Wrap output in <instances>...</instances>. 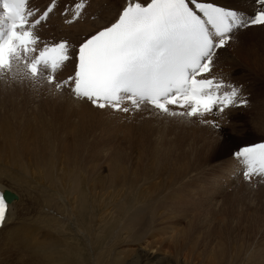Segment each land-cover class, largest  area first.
Here are the masks:
<instances>
[{"label": "bare ground", "instance_id": "1", "mask_svg": "<svg viewBox=\"0 0 264 264\" xmlns=\"http://www.w3.org/2000/svg\"><path fill=\"white\" fill-rule=\"evenodd\" d=\"M216 2L238 8L245 13H251L256 7L253 0ZM49 3L50 0H30L28 7L42 12ZM73 3L74 0H56L53 12L34 31L43 42L68 41L74 55L75 49L86 38L115 22L124 0H86L87 6L81 17L73 23H66V19H70V14L66 15L64 10L71 8ZM214 64L210 75H215L226 83L242 85V95L247 99V105L226 110L223 119L210 114L203 117L204 120H216L221 125L220 131L215 132L211 124H205L211 134L208 136L210 141L206 139L203 141L201 148L204 152L181 159L171 158L166 154V150L158 149L156 152L161 157L154 155L149 162L147 152L142 150L136 154L138 159L136 162L132 160L134 162L132 165L131 160L127 163L128 155L120 157L124 153L122 151H118L117 159L109 158L108 162L98 165L93 161L92 155L85 153L96 151L89 148L88 142L82 140L87 134L86 131L90 130L87 120L94 114L107 113L106 115L124 118L122 112L98 109L88 102L75 99L68 89L56 92L53 86L46 82L37 83L40 90L36 91L50 90L55 98L61 95L64 97V102H61L62 100L56 102L66 106V112L60 108L66 114V119L64 114H53V109L52 113L46 112V115L60 117L57 118L58 121L53 122L57 119L46 117L45 112L40 111L39 105V111L36 112L40 114L39 116L32 119L20 117L28 122L23 124L19 133L13 130L14 125L7 123L9 125L2 126L0 122V192L16 195V199L8 204L6 222L0 227V264H7L13 246L22 242L29 244L28 247L19 248L13 256L17 264H56L58 261L61 264H183L181 261L184 263L192 261L193 264H237L241 260L244 262L245 254L237 253L239 250L244 251L241 241H238L240 245L238 248L227 245L222 234L213 235V225L220 221L219 226L223 227L226 218L223 214L213 211L208 204L216 195L212 196L211 190L218 193L217 188L230 186L238 180L247 183L242 175L241 166L232 153L242 146L264 142V105L258 113L257 121L245 120V117L239 114L255 108L260 102L259 93L264 91V84L261 85L259 81V84H256L257 78L264 77V27L255 26L235 31L232 40L216 53ZM74 67L73 59L59 73L58 78H66L74 71ZM13 70L12 75L19 72V79H23L25 67L22 63L19 65L13 63ZM29 82L33 83L31 80ZM43 106L42 109L45 111ZM141 108L156 114L150 106L142 105ZM171 108L181 110L174 106ZM17 117L18 115L14 117L16 123L19 122ZM9 119L5 117L0 121ZM197 119L201 120L200 118L192 120L198 121ZM229 119L232 138L223 136L222 128L228 124ZM254 123L256 128L253 132L258 134V138L254 136L253 142L241 144L238 141L240 136L251 131L249 127L253 126L249 124ZM198 130L201 131L200 128ZM112 149L117 150L116 147H111ZM200 157L203 160L199 164L205 163L208 167H205V170L213 172L210 180L212 182L210 185L207 181L195 183L196 186L193 187L190 181L199 176L198 174L195 178L191 176L198 170L196 166L199 165L197 163ZM251 182L264 184V178L253 176ZM204 209L206 210L203 214L199 215ZM30 212L34 214L31 215ZM140 236L142 240L148 239V245L143 249L137 248L138 243L142 241L137 240ZM199 245L205 247L204 251L199 249L201 247L198 248ZM117 247H120L118 252L115 250ZM155 248L172 254V259L167 260L166 256L160 258L159 251L155 256L150 252ZM124 254L130 255L131 259L126 260ZM241 256L243 258H239ZM247 264H264V256L254 253Z\"/></svg>", "mask_w": 264, "mask_h": 264}, {"label": "snow or ice", "instance_id": "2", "mask_svg": "<svg viewBox=\"0 0 264 264\" xmlns=\"http://www.w3.org/2000/svg\"><path fill=\"white\" fill-rule=\"evenodd\" d=\"M29 0H0V78L23 64L33 84L46 82L98 109L129 113L150 106L157 115L200 118L219 129L226 110L246 106L242 85L210 75L218 49L235 31L264 27V0H253L251 13L216 0H124L115 22L86 38L75 49L66 40L47 43L35 34L56 7L29 9ZM86 0H74L66 23L78 20ZM43 45L38 47V45ZM74 71L59 79L68 62ZM13 75L15 79L16 75ZM174 106L180 111L174 110ZM246 180L264 178V143L232 153ZM0 192V227L6 222L8 195Z\"/></svg>", "mask_w": 264, "mask_h": 264}, {"label": "rangeland", "instance_id": "3", "mask_svg": "<svg viewBox=\"0 0 264 264\" xmlns=\"http://www.w3.org/2000/svg\"><path fill=\"white\" fill-rule=\"evenodd\" d=\"M224 3L229 4L227 2H224ZM227 55H228V53H227ZM13 72H14V70L10 74H7V73L3 74L2 78L12 77L10 79H1L0 78V120H3L5 117L10 118L9 120L4 121V122L0 121L2 126L9 125V124L12 126L14 125L13 130L16 131L17 133H19L20 130L23 128V124H26V122H28V120L26 121V119H23V120H25V122H24L22 120V118H20V117L21 116L25 117V118L29 117L30 119H32V118L39 116L40 114H36L37 110L39 111V105L41 106L40 111L45 112L44 113L45 115H46V112L52 113L53 109H54L53 114H56V115L57 114L58 115L64 114L65 119H66V114L64 113L67 110L66 106L65 105L61 106L62 104H57V102H56V101L59 102L60 100H62L61 102L65 101V99L62 95H61L62 98H61V96L60 97L56 96V98H55V96L52 94V92H50V90H48V91L45 90L42 92L36 91V90H40L38 88V85L29 82L30 80H27L26 77H25V79L24 78L19 79V77H20L19 74L14 79L13 75H12ZM17 73H19V72H16V74ZM22 75H23V73H22ZM252 77H254V75ZM258 81H259V83H261V85H263L264 84V77L260 78V79L257 78L256 84H259ZM23 86H24V88H23ZM27 87L30 89H28ZM36 87H37V89H35ZM263 90H264V86H263ZM32 93H34L38 96H36ZM259 94H260V97H259L260 102L257 104V106H255V108L251 109L250 112H248V110H244L242 113H239L242 117H245L244 118L245 120L248 119V121H253V120L257 121L258 113L261 111V108L264 105V101H263L264 91H263V93H259ZM50 100H52V101H50ZM53 101H55L54 104H52ZM43 105H45L46 107ZM68 105L72 106L70 104H68ZM42 106L45 108V111H44V109H42ZM19 107H21L23 109H21ZM53 107H55V108H53ZM60 108H63V111L64 110L65 111L62 112ZM48 109L49 110L52 109L51 112H48L49 111ZM55 109H56V111H55ZM150 112L151 111H148L146 109L144 110L142 108L139 111H132L129 113L122 112V115L125 116L124 118H120L118 116L116 117L115 115H111V114L106 115L107 113H104V115L103 114L98 115L97 113L94 114L91 117L92 119L89 118L87 120L89 123L90 130L88 131L89 133L86 131L87 134L86 133L85 134L89 137H87L85 135L84 139H82V140L88 142L89 148H91L92 150H94L96 152L85 151V153L92 155L93 161L99 165V164H103V163L108 162L109 158H113V159L116 158L117 159L118 151L124 152L122 154V156L120 155L121 158H123L124 155L125 156L128 155L127 157L129 159L127 158V163H130V160L131 161L133 160L134 162H136L138 159L136 154H139L140 151H142V150L144 152H147L149 162L153 159L152 157L154 155H156V157H159V156L161 157V155L159 153L157 154V152H156V150L158 151V149H159V151L166 150L168 152L167 153L165 151L166 154L169 155V157H171V158L173 157V158H181V159L189 158V155L191 158V156L193 154L204 152L201 148L203 141H204V139L210 141V138L208 139V136H209V134H211L210 130L205 125L207 123H202L201 120L197 119L199 121V123H198V121L192 120L194 118L187 119L186 117H171V116H166V115H159L158 116L157 114H154L153 112L150 113ZM16 115H18V117H17V119H19L18 123H16L15 122L16 119H14V117ZM56 115H46V117H48L49 119L60 118L59 116H56ZM73 117H74V112L72 111V118ZM96 117H98V118L96 119ZM104 118H107V119H104ZM42 120H44V119H42ZM89 120H91V121L89 122ZM56 121H58V119L53 121V122H56ZM119 121H121V122H119ZM46 122H48V121H46ZM7 123H9V124H7ZM48 123L50 124V122H48ZM195 124H196V126H195ZM230 124H231V120L229 119L228 124L222 128L223 133H224L223 136H226L227 138H232V134H233L232 131H229ZM198 125H199V128L201 129V131L198 130L199 129ZM249 125L253 126L254 128L249 127V129H251V131L248 132L249 134L246 133L245 135L240 136L238 141L241 144L253 142L255 137L258 138V134L256 135V133L253 132L254 129L256 128L255 123H254V125L253 124H249ZM92 126H93V128H92ZM201 126H203V128H201ZM187 127H189V128H187ZM129 129L132 131H130ZM203 129H204V131H203ZM212 129H214V128H212ZM214 130H215V132L220 131L219 129H216V128ZM92 133H94L93 134L94 136L92 135ZM194 133L196 134V136ZM250 134L253 135V137ZM200 136H201V138L199 139ZM139 140H142L141 141L142 143ZM137 142H139V143H137ZM190 144H192V145H190ZM228 145L232 146L233 144H228ZM111 147H116L117 150H113V149L111 150ZM152 150L155 152H153ZM169 151H170V153H169ZM165 152H163V153H165ZM187 152H191V153H187ZM153 153H155V154H153ZM229 154H230V151H229ZM115 155H116V157H115ZM120 157L118 159H120ZM161 159L162 158H160V162H161ZM199 159H197V161L199 160L197 164H199L200 162H202L201 160H203L202 157H200ZM133 161L130 163V165H132V163H134ZM203 164H205V163H201V164L197 165L196 167L198 168V170H195L194 176H191L194 178L197 177V176H195L196 174H198V176H199V177L195 178L194 180L190 181L191 184L193 183L192 184L193 187L196 186L195 183L200 184L203 181H207L209 184L212 182V181L210 182V180L212 179L211 176H212L213 172L209 171V170H207V171L205 170L206 164L202 167L200 166ZM198 166H200V167H198ZM206 168H208V167H206ZM151 172H152V170L150 171V173ZM203 173H205V175H203ZM210 173H211V175H210ZM238 179L239 178H236V180H238ZM185 182H187V180H185ZM233 184L230 186H226L227 188L225 186H224V188H217L218 193H214V190H211V193L213 194L212 196H214L215 194L216 195L214 196V199H212V201H210V203L208 205L210 207H212L211 209L213 211L218 212L220 214H223V217L226 218L225 223L222 224L223 227L219 226L221 224V222L218 221L216 225L215 224L213 225L212 230H213V235L222 234L223 241L227 245H230V246L234 245V246L239 248L240 245H238V241H241L240 244L244 247V251L239 250V251H237V253L239 252V253L245 254L244 255V262H242V260L239 262V260H238L237 262H239V263H237V262L236 263L237 264H247L250 261L252 255L254 253H259L260 255L264 256V230H263L264 229V184L252 183L251 180L250 181L247 180V183H245V181H239L238 180V181H235V183H233ZM256 185H259V186H256ZM244 186L246 188H244ZM216 197H217V200H216ZM205 210L206 209L202 210V212L199 215L203 214V211H205ZM30 213H31V215L34 214L33 212H30ZM215 219H216V216H215ZM210 232H211V229L208 231L209 235H210ZM142 239L143 238L140 236V237H138L137 240L140 241ZM231 242H233V243H231ZM28 244H29V242H22V243L15 244L13 246V251H12L10 257L7 260V264H17V262L13 258V256L15 255V253L17 252V250L19 248L28 247ZM216 244L217 243H215L214 245L216 246ZM138 245H139V247H137L138 249L145 248L148 245V239L140 241V243H138ZM120 247H117L115 250L118 252ZM199 247H201V248H199ZM198 248L201 251H204L203 249H205V247L203 245L202 246L199 245ZM231 250H233V249H231ZM157 251L160 252L159 253L160 258H163L164 256H166L167 260H169L170 258L172 259V254H166L165 252L162 251L161 248H155L150 252H152L155 255L157 253ZM124 258L126 260H130L131 256L128 254H124ZM239 258H243V257L241 256ZM181 262H183V264H193L192 261H188V263H184V261H181ZM56 264H61V263L58 261V262H56Z\"/></svg>", "mask_w": 264, "mask_h": 264}, {"label": "water", "instance_id": "4", "mask_svg": "<svg viewBox=\"0 0 264 264\" xmlns=\"http://www.w3.org/2000/svg\"><path fill=\"white\" fill-rule=\"evenodd\" d=\"M8 198H9V199H12V198H13V196H12V195H9V196H8Z\"/></svg>", "mask_w": 264, "mask_h": 264}]
</instances>
